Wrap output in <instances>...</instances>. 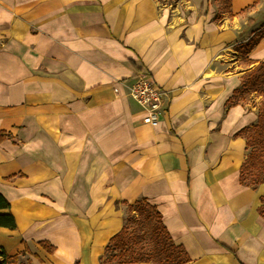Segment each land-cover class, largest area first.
Wrapping results in <instances>:
<instances>
[{"label":"crops","instance_id":"crops-1","mask_svg":"<svg viewBox=\"0 0 264 264\" xmlns=\"http://www.w3.org/2000/svg\"><path fill=\"white\" fill-rule=\"evenodd\" d=\"M219 2L0 0V213L17 226L0 248L16 264H103L143 198L188 264H264V183L240 184L235 136L258 105L225 106L253 67L227 44L259 30L264 0H231L217 26ZM248 59L264 63V38ZM143 72L170 93L155 128L129 95Z\"/></svg>","mask_w":264,"mask_h":264},{"label":"trees","instance_id":"trees-1","mask_svg":"<svg viewBox=\"0 0 264 264\" xmlns=\"http://www.w3.org/2000/svg\"><path fill=\"white\" fill-rule=\"evenodd\" d=\"M221 1V0H220ZM227 3L229 13V6L231 0H224ZM260 0H254L251 8L255 7ZM231 18L233 17L230 15ZM264 38V24L262 28L254 33V36L249 40L247 45L241 47L242 53L247 57L246 65H253L251 69L246 71L241 77V87L234 90L233 96L229 98L225 106L227 108L238 105V103L230 104L231 101L244 90H251L261 97V103L258 109L257 121L255 124L246 126L236 133L235 136L241 137L245 140L246 156L240 168V184L246 187L255 188L257 185L264 183V63L254 62L248 59L249 54L255 49ZM10 134L5 131H0V142L10 138ZM145 203L147 207L153 212V217L146 216L148 221L155 220V225L152 227L151 235L154 241V248L152 249V257L155 259V264H188L191 258L183 245H177L171 238L168 230L162 222L161 214L157 211L155 206L150 205L146 199L136 201L133 206L129 205L132 210L134 207L141 206ZM262 206L258 208V213L264 218V198L261 199ZM10 203L8 199L0 192V211L8 210ZM139 212H143L139 209ZM0 227L15 230L17 228L15 219L11 214L0 213ZM119 239H125L130 244V248L121 254L120 261L115 264H132V263H149L144 257L145 249H139L138 245L134 250L132 246L137 239L135 229H129L124 225L122 229L110 239L108 245L105 247L104 255L107 253L108 247ZM49 253L55 250L54 247L48 243H40ZM138 250V251H136ZM116 255H111L108 258L104 257L103 264H113ZM17 256L10 257L6 252L0 248V264H16Z\"/></svg>","mask_w":264,"mask_h":264},{"label":"rangeland","instance_id":"rangeland-1","mask_svg":"<svg viewBox=\"0 0 264 264\" xmlns=\"http://www.w3.org/2000/svg\"><path fill=\"white\" fill-rule=\"evenodd\" d=\"M162 3L168 4V5H175L179 0H160ZM214 2L220 1V0H213ZM216 5V4H215ZM216 9V16L214 19V22L217 26H221L223 24V21L225 20V25L229 24L228 18H231V16H228L225 11L228 10L227 3L224 0H221L217 6H215ZM227 18V19H226ZM254 25L256 27H259V29L262 28V21H264L263 17H260L259 15H256L255 17ZM239 23V22H236ZM252 25L249 23V28H251ZM226 30H228V27H225ZM258 31V30H257ZM256 31V32H257ZM240 36L237 40L232 41L231 43H228L227 46H231L234 48L235 52L231 49L230 50V60L233 59L232 54H235L234 56L238 57L239 65L241 68H245L247 66V57L242 53L241 47L247 45L249 40L254 36L252 34L250 36L247 28V24H243L242 29L239 28ZM241 87V85H240ZM239 87V88H240ZM238 88V89H239ZM135 102V101H134ZM136 103V102H135ZM238 103V105H258V109L261 103V97H259L256 93L252 92L251 90H244V92H240L236 98H234L233 101H231L230 104ZM258 116V113H257ZM255 124V123H254ZM253 125V124H252ZM250 126V125H249ZM134 203H132L133 206ZM139 209H142L143 212H139ZM153 212L145 205V203H141V206L134 207L132 210L129 208V205L125 206V215H124V225H127L129 229H135L137 239L134 241V245L132 248L135 250L136 246L138 245L139 249H145L144 257H141V259H146L149 261V264H155V259L152 257V249L154 248V241L152 240L151 230L152 227L155 225V220L148 221L146 219V216L153 217ZM102 222L109 221V217L106 215H103L100 217ZM127 248H130V244L125 239H119L115 243H112L107 250V253L103 255V257H106L109 259L111 255L115 256L113 264L120 261V255L123 254ZM138 251V250H136ZM102 257V255L100 256Z\"/></svg>","mask_w":264,"mask_h":264},{"label":"built area","instance_id":"built-area-1","mask_svg":"<svg viewBox=\"0 0 264 264\" xmlns=\"http://www.w3.org/2000/svg\"><path fill=\"white\" fill-rule=\"evenodd\" d=\"M129 95L141 111L143 124L153 128L159 126L170 102V93L152 75L143 72L138 75Z\"/></svg>","mask_w":264,"mask_h":264},{"label":"bare ground","instance_id":"bare-ground-1","mask_svg":"<svg viewBox=\"0 0 264 264\" xmlns=\"http://www.w3.org/2000/svg\"><path fill=\"white\" fill-rule=\"evenodd\" d=\"M156 81V80H155ZM157 82V81H156Z\"/></svg>","mask_w":264,"mask_h":264}]
</instances>
